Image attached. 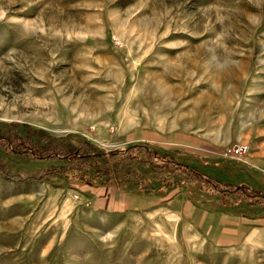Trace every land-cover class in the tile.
Instances as JSON below:
<instances>
[{
	"label": "rangeland",
	"instance_id": "rangeland-1",
	"mask_svg": "<svg viewBox=\"0 0 264 264\" xmlns=\"http://www.w3.org/2000/svg\"><path fill=\"white\" fill-rule=\"evenodd\" d=\"M28 131L264 193V0H0V134ZM76 186L0 176V264H264L261 204Z\"/></svg>",
	"mask_w": 264,
	"mask_h": 264
},
{
	"label": "trees",
	"instance_id": "trees-1",
	"mask_svg": "<svg viewBox=\"0 0 264 264\" xmlns=\"http://www.w3.org/2000/svg\"><path fill=\"white\" fill-rule=\"evenodd\" d=\"M6 153L22 155L32 161L48 163L34 172H21L10 164ZM169 152H158L150 144L138 143L127 151L116 149L103 153L89 142L76 146L65 137L52 140L38 132L0 134V176L14 181L50 179L54 175L68 183L82 186H113L140 199L168 203L182 186L189 200L204 205L192 191L219 199V206L207 208L235 209L240 205L264 206V193L243 183L221 181L206 174ZM200 192V193H199ZM201 195V194H200ZM199 196V195H198ZM145 205H140L138 208Z\"/></svg>",
	"mask_w": 264,
	"mask_h": 264
},
{
	"label": "built area",
	"instance_id": "built-area-1",
	"mask_svg": "<svg viewBox=\"0 0 264 264\" xmlns=\"http://www.w3.org/2000/svg\"><path fill=\"white\" fill-rule=\"evenodd\" d=\"M246 146H248V145H241V146H237V147H235L234 149H233V152L235 153V154H233L234 155V157H238V156H240L242 153H246ZM232 151V150H231Z\"/></svg>",
	"mask_w": 264,
	"mask_h": 264
},
{
	"label": "bare ground",
	"instance_id": "bare-ground-1",
	"mask_svg": "<svg viewBox=\"0 0 264 264\" xmlns=\"http://www.w3.org/2000/svg\"><path fill=\"white\" fill-rule=\"evenodd\" d=\"M250 18V16H248Z\"/></svg>",
	"mask_w": 264,
	"mask_h": 264
}]
</instances>
